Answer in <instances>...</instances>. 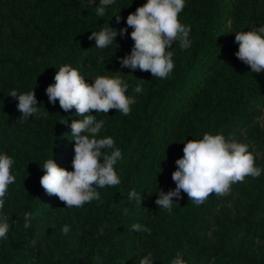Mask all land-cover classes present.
<instances>
[{
  "label": "trees",
  "instance_id": "1",
  "mask_svg": "<svg viewBox=\"0 0 264 264\" xmlns=\"http://www.w3.org/2000/svg\"><path fill=\"white\" fill-rule=\"evenodd\" d=\"M144 3L115 0L101 18L99 0L90 6L88 0H0V154L13 158L16 178L2 210L10 229L0 239V264H139L149 253L153 264H171L177 256L184 264H264V171L198 206L181 192L171 214L155 203L158 191L175 188L171 174L184 142L205 133L247 144L264 169V72H251L235 56L233 31L264 26V0H185L179 20L190 26L191 47L173 43L168 79L121 67L119 58L134 44L130 35L118 34L116 49L96 48L88 39L107 24L130 33L126 18ZM64 64L88 84L98 76L119 77L136 100L127 116L114 109L91 113L105 121L99 138L112 137L122 153L114 166L121 183L98 189L100 201L80 208L66 207L40 184L51 158L73 170L70 125L82 117L74 108L64 112L58 101L50 104L45 92ZM31 89L39 112L22 120L8 94ZM133 190L141 193L140 205L127 199ZM25 212L31 213L28 228ZM135 223L151 234L133 231Z\"/></svg>",
  "mask_w": 264,
  "mask_h": 264
},
{
  "label": "clouds",
  "instance_id": "2",
  "mask_svg": "<svg viewBox=\"0 0 264 264\" xmlns=\"http://www.w3.org/2000/svg\"><path fill=\"white\" fill-rule=\"evenodd\" d=\"M93 3L94 0H88L89 6ZM114 3L115 0H99L95 6L96 16L104 17L106 7ZM184 7L185 0H146L126 18L127 26L132 28L130 33L127 28L117 30L107 24L98 32L91 31L88 39L95 40L96 48L106 49L114 44L116 49L118 44L115 37L128 34L134 44L130 54L119 58L121 67L150 72L152 77L168 79L175 67L173 52L169 51L173 43L178 42L182 50L191 47L190 26L179 20ZM115 17L116 22L120 23L121 17ZM234 42L239 46L235 56L249 66L251 72H264V26L235 33ZM140 80L141 83L133 89L137 94L143 91L144 80ZM54 81L45 89L48 102L55 105L58 101L66 113L74 108L76 115L82 119L73 120L70 125L71 137L75 141L73 170L59 167L51 158L43 164L44 174L40 177V184L48 195L58 197L66 207L80 208L85 203L100 201L98 189L121 183L114 166L122 159V153L115 147L112 137L99 138L105 121L98 120L91 113L94 111L107 115L114 109L127 116L136 100L134 96L126 95L129 84L125 80L98 76L93 83L88 84L84 76L68 64L59 67ZM8 96L18 101L16 107L22 120L38 114L39 107L33 89L27 93L12 90ZM61 123H66V120ZM13 164L12 157L0 154V239H7L10 229L9 217L2 210L9 185L16 179L11 171ZM175 164L177 168L171 174L175 188L166 193L158 191L155 200L156 205L169 214L172 212L173 198L177 201L181 199V192L186 193L188 199L198 206L212 194L218 197L228 195L233 184L242 183L249 176L258 178L264 171L256 166L255 157L248 151L247 144L226 139L223 134L205 133L201 140L184 142L183 156ZM127 199L140 205L142 196L133 190L128 193ZM124 213H128L127 208ZM30 220L31 213L25 212V228L30 226ZM131 228L135 232L151 234L150 228L139 223L133 224ZM68 232L69 227L64 226L62 233ZM139 264H153L151 253L140 258ZM171 264H184V261L177 256Z\"/></svg>",
  "mask_w": 264,
  "mask_h": 264
},
{
  "label": "rangeland",
  "instance_id": "3",
  "mask_svg": "<svg viewBox=\"0 0 264 264\" xmlns=\"http://www.w3.org/2000/svg\"><path fill=\"white\" fill-rule=\"evenodd\" d=\"M233 31H234V33H237V32H241V29L237 28V29H235Z\"/></svg>",
  "mask_w": 264,
  "mask_h": 264
}]
</instances>
